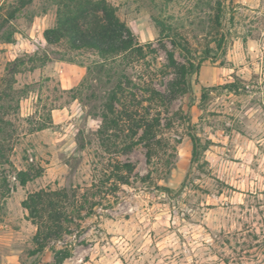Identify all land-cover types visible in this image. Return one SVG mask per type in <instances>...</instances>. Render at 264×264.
I'll return each mask as SVG.
<instances>
[{"label":"rangeland","instance_id":"obj_1","mask_svg":"<svg viewBox=\"0 0 264 264\" xmlns=\"http://www.w3.org/2000/svg\"><path fill=\"white\" fill-rule=\"evenodd\" d=\"M107 1L148 45V66L133 73L170 94L163 122L182 142L167 178L144 145L119 156L136 166L130 184L82 222L80 237H66L76 245L63 264H264V0L251 1L254 9L235 0ZM19 3L0 0V19ZM58 3L34 0L10 24L12 41L0 40V264H55L50 248L30 254L37 228L23 200L41 188L91 185L96 163L109 157L91 134L99 121L70 90L103 57L47 41ZM169 50L199 65L184 93L170 91L176 70L158 71ZM19 58L24 65L9 72ZM151 169L173 192L140 180Z\"/></svg>","mask_w":264,"mask_h":264},{"label":"trees","instance_id":"obj_2","mask_svg":"<svg viewBox=\"0 0 264 264\" xmlns=\"http://www.w3.org/2000/svg\"><path fill=\"white\" fill-rule=\"evenodd\" d=\"M33 1L20 0L18 6L2 16L0 40L12 41L15 33L10 30V24ZM58 1L57 24L45 31L47 41L53 44L64 40L72 50H95L103 57V60L87 66L88 71L82 82L70 90L75 92V99L90 106V116L99 121L91 134L97 137L102 150L109 156L107 161L96 163V177L91 185L41 188L30 192L22 202L29 212L28 218L37 228L34 237L36 247L30 254L40 255L50 248L54 253L55 264H63L72 256L76 245L74 240L66 237H80L82 222L93 216L100 217L98 211L112 207L110 197L118 198L116 194L121 185L130 184L136 166L119 156L138 145H144L148 164H153V160L158 158L155 172L164 170L162 176L167 178L176 167L178 146L182 141L168 136L166 129L172 124L163 122V111L169 109L171 101L170 94L157 87L154 78L137 77L133 73L137 66H148L150 51H147L148 45L140 42L129 24L121 19L116 7L107 0ZM221 11L222 5H219L218 24H221ZM167 58L165 69L158 71L167 76L170 69L176 70L180 79L176 84H171L170 91L186 92L192 85L191 77L199 65L193 61L189 65L180 64L172 50L167 52ZM22 65L24 60L16 59L10 63L9 72H18ZM91 72L96 73L97 83H94ZM146 102L150 104L145 105ZM192 140L194 160H198L199 139L192 135ZM105 154L102 156L105 157ZM153 172L149 170L140 180L173 192V189L156 183ZM26 183L27 179H23L22 185ZM182 188L175 192L179 193ZM52 242L63 243V246L58 249Z\"/></svg>","mask_w":264,"mask_h":264},{"label":"crops","instance_id":"obj_3","mask_svg":"<svg viewBox=\"0 0 264 264\" xmlns=\"http://www.w3.org/2000/svg\"><path fill=\"white\" fill-rule=\"evenodd\" d=\"M253 0H235V3H242V4H247L248 3V6L251 7L252 9L255 8V6L252 4Z\"/></svg>","mask_w":264,"mask_h":264}]
</instances>
